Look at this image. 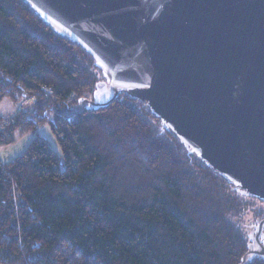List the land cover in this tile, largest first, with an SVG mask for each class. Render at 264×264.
I'll list each match as a JSON object with an SVG mask.
<instances>
[{
  "label": "trees",
  "instance_id": "1",
  "mask_svg": "<svg viewBox=\"0 0 264 264\" xmlns=\"http://www.w3.org/2000/svg\"><path fill=\"white\" fill-rule=\"evenodd\" d=\"M101 82L78 43L24 0H0V103L32 99L0 120V147L35 134L0 161V264H264L251 254L264 202L190 153L141 100L120 92L95 105ZM43 124L59 153L36 134ZM243 198L263 205L253 229Z\"/></svg>",
  "mask_w": 264,
  "mask_h": 264
},
{
  "label": "water",
  "instance_id": "2",
  "mask_svg": "<svg viewBox=\"0 0 264 264\" xmlns=\"http://www.w3.org/2000/svg\"><path fill=\"white\" fill-rule=\"evenodd\" d=\"M237 190L264 202V0H24ZM258 222L251 254L264 257ZM245 261L243 258L242 262Z\"/></svg>",
  "mask_w": 264,
  "mask_h": 264
},
{
  "label": "rangeland",
  "instance_id": "3",
  "mask_svg": "<svg viewBox=\"0 0 264 264\" xmlns=\"http://www.w3.org/2000/svg\"><path fill=\"white\" fill-rule=\"evenodd\" d=\"M31 102H32V99H26V100H23L22 102H20L18 105H20L22 107L21 109H27L28 105H30L29 103H31ZM26 104H28V105H26ZM23 105L24 106L26 105L27 107L23 108ZM19 109H20V107L18 108V106L15 103H13L12 101H10L8 99L3 100L0 103V120H2V119H3V121L6 119H7L6 121L11 120L12 118H9L10 115ZM36 134H39L41 137L46 139L57 153L60 152L59 147H58L57 143L55 142L47 124L40 125L36 130ZM34 136H35V134L29 133V134H26L23 137L17 139L16 142L11 144V145L0 147V161L2 163H7V162H10L13 159L19 157L20 155H22L24 153V151L27 149V147L30 144V142L32 141V139L34 138ZM244 202H245L244 208H243L244 211L242 214L243 224L247 225L248 227L251 226V229H253V227H254L253 224L256 223V221H254V219H255L254 213H256L258 210H260L263 205L258 204L256 202L250 203L247 199H244ZM245 231H246V229H245ZM254 236H255V234L253 235V237ZM261 244L264 247V233H263V237L261 238Z\"/></svg>",
  "mask_w": 264,
  "mask_h": 264
},
{
  "label": "crops",
  "instance_id": "4",
  "mask_svg": "<svg viewBox=\"0 0 264 264\" xmlns=\"http://www.w3.org/2000/svg\"><path fill=\"white\" fill-rule=\"evenodd\" d=\"M16 105L18 106V108L20 107L19 110H21L22 107H21L20 105H18V104H16ZM23 106H24V105H23ZM19 110H17L16 112H13V114H11L9 118H13L14 115H15Z\"/></svg>",
  "mask_w": 264,
  "mask_h": 264
},
{
  "label": "built area",
  "instance_id": "5",
  "mask_svg": "<svg viewBox=\"0 0 264 264\" xmlns=\"http://www.w3.org/2000/svg\"><path fill=\"white\" fill-rule=\"evenodd\" d=\"M10 121H11V120H9V122H10ZM1 125H2V124L0 123V129H1Z\"/></svg>",
  "mask_w": 264,
  "mask_h": 264
}]
</instances>
